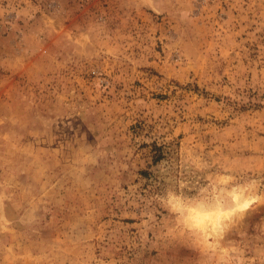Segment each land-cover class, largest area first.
Returning <instances> with one entry per match:
<instances>
[{
    "label": "rangeland",
    "instance_id": "1",
    "mask_svg": "<svg viewBox=\"0 0 264 264\" xmlns=\"http://www.w3.org/2000/svg\"><path fill=\"white\" fill-rule=\"evenodd\" d=\"M0 264H264V0H0Z\"/></svg>",
    "mask_w": 264,
    "mask_h": 264
},
{
    "label": "bare ground",
    "instance_id": "2",
    "mask_svg": "<svg viewBox=\"0 0 264 264\" xmlns=\"http://www.w3.org/2000/svg\"><path fill=\"white\" fill-rule=\"evenodd\" d=\"M219 218H221L220 216H210V218H209V220H210V226H211V228L215 231L216 230V225H217V223H218V221H219Z\"/></svg>",
    "mask_w": 264,
    "mask_h": 264
}]
</instances>
